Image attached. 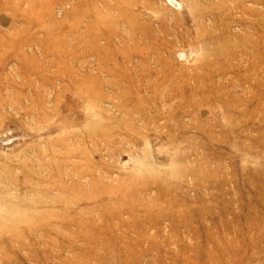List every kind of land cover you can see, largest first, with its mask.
<instances>
[{
	"label": "rangeland",
	"instance_id": "1",
	"mask_svg": "<svg viewBox=\"0 0 264 264\" xmlns=\"http://www.w3.org/2000/svg\"><path fill=\"white\" fill-rule=\"evenodd\" d=\"M0 264H264V0H0Z\"/></svg>",
	"mask_w": 264,
	"mask_h": 264
}]
</instances>
